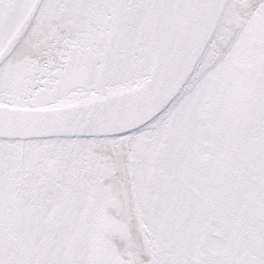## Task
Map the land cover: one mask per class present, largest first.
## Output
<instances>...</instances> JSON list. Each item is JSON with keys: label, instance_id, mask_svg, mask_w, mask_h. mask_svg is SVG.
Here are the masks:
<instances>
[{"label": "snow or ice", "instance_id": "obj_1", "mask_svg": "<svg viewBox=\"0 0 264 264\" xmlns=\"http://www.w3.org/2000/svg\"><path fill=\"white\" fill-rule=\"evenodd\" d=\"M0 264H264V0H0Z\"/></svg>", "mask_w": 264, "mask_h": 264}]
</instances>
